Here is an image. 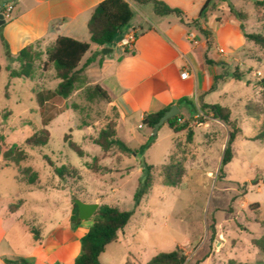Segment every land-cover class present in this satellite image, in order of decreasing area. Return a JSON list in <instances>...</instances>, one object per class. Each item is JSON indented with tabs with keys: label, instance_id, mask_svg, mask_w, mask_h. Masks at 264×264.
<instances>
[{
	"label": "rangeland",
	"instance_id": "obj_1",
	"mask_svg": "<svg viewBox=\"0 0 264 264\" xmlns=\"http://www.w3.org/2000/svg\"><path fill=\"white\" fill-rule=\"evenodd\" d=\"M129 1L138 18L142 4ZM9 2L0 0V13H5L3 6ZM229 4L249 15L242 22L248 33L264 34V22H258L249 0H214L211 10L215 13L208 20L219 17L216 20L220 21ZM226 32H221V39L226 38ZM208 33L203 36L211 42L213 36ZM1 35L0 29V209L26 200L22 222L27 226L34 218L39 223L63 222L70 205L72 212L75 199L85 203L99 199L103 204L133 211L126 235L108 247L102 264H146L153 256L176 248L187 256L185 264L264 263V252L253 244L264 235V138L256 139L264 130V100L259 85L264 78V49L247 40L240 61L230 63L229 72L239 71L242 80L227 83L229 95L217 102L230 109L231 125L202 113V102L198 104L193 98L190 104L182 103L179 113L181 123L191 121L187 130L174 132L164 124L156 136L150 129L148 133L136 127L131 136H125L118 130L119 117L112 103L86 98L85 90L95 85L86 74L69 98L51 97L40 103V96L53 92L60 81L54 67L44 65L43 52L31 79L11 78L5 68L18 70L19 63L6 56ZM215 44L220 46L218 41ZM213 97L217 98L213 95L209 100ZM45 120L49 121L47 126ZM109 125H115L118 137L132 149L149 142L151 135L153 139L144 153L126 158L114 147L104 155L95 141ZM232 125L237 128L231 145L233 156L221 165ZM42 129L50 133L48 144L28 146L27 138ZM71 142L84 151V157L69 147ZM13 147L26 154L18 165L4 156ZM45 157L55 167L77 169L82 180L77 175L60 179ZM95 157L105 170L93 173L88 169ZM142 162L154 166V184L136 206L134 195L142 177ZM172 162L184 169L177 187L162 182L163 167ZM32 172L38 179L30 185L26 177Z\"/></svg>",
	"mask_w": 264,
	"mask_h": 264
},
{
	"label": "crops",
	"instance_id": "obj_2",
	"mask_svg": "<svg viewBox=\"0 0 264 264\" xmlns=\"http://www.w3.org/2000/svg\"><path fill=\"white\" fill-rule=\"evenodd\" d=\"M102 1L11 0L3 6L5 13L9 7H12V11L9 13L10 19L3 13L6 22L1 29L11 55L15 57L31 45L45 54L61 36L89 42L88 23L94 9ZM155 1L179 9L181 14L160 15L156 13L153 2L142 4L139 17L132 18L112 46L92 45L88 53V58L96 56V60L85 74L95 85L108 92L119 117L118 130L125 136H131L135 127L138 130L146 129L149 133L150 130L142 124L143 119L167 107L176 105L182 114V104L178 105L177 102L183 98L190 101L196 98L198 104H220L217 101L229 95L226 84L232 80L230 63L240 61L242 48L247 41L244 31L248 32L245 28L242 30V22L232 16L230 10L220 21L216 20L219 17L208 20L214 11L208 12L206 20L199 18L207 0ZM195 20H198L201 29L211 32V42L192 24ZM132 30L136 32L137 39L133 49H127L123 47L122 40ZM223 30L227 31L224 40L220 38ZM190 33L197 36L198 44L189 40ZM214 47L215 53H212ZM223 47H227V50L221 54L218 48ZM104 48H110L112 52L104 55ZM86 56L81 64L88 59H85ZM184 71L189 74L186 79L181 77ZM213 95L217 98L213 97L210 101ZM19 201L21 204L14 212L9 210V206L0 209V264H6V259L18 256L28 258L33 264H72L81 252V239L90 230L92 220H80L77 228L72 229L70 205V212L63 222L39 223L34 218L27 226L22 222L26 215V200ZM87 203L103 204L99 199ZM32 227L40 230V244L33 242L30 233ZM125 228L119 232L118 240L106 247L105 252L126 235ZM105 252L100 256L101 264Z\"/></svg>",
	"mask_w": 264,
	"mask_h": 264
},
{
	"label": "trees",
	"instance_id": "obj_3",
	"mask_svg": "<svg viewBox=\"0 0 264 264\" xmlns=\"http://www.w3.org/2000/svg\"><path fill=\"white\" fill-rule=\"evenodd\" d=\"M139 4H145L153 2L156 13L160 15L176 14L180 15L179 9L170 8L164 2L152 1V0H133ZM254 4L255 12L258 22H264V0H249ZM214 0H207L200 11L199 18H206L208 12H211ZM228 8L232 16L241 22L248 20L249 15L238 11L233 5L229 4ZM3 13V11H2ZM134 17L133 7L129 0H104L93 11L91 19L88 23V32L90 35L89 42L78 41L69 37H59L55 44L46 51V60L44 65H52L56 72V77L59 79V83L56 89L49 91L45 96H40V103H44L51 97H60L67 99L75 91L78 85L83 83L84 74L86 69L96 60V56H91L83 64L82 61L86 54L91 50L92 45L99 47L112 46L115 41L120 37L123 29L126 28L132 18ZM10 19V17H9ZM194 26L198 25V20L192 22ZM4 27L1 26L0 29ZM244 31V25H241ZM200 32L207 36L209 35L206 29L199 28ZM244 36L247 40L253 42L257 46L264 49V34L246 33ZM1 41L5 49V54L14 62L19 63V69L15 70L11 67L5 69L9 72L11 78H26L31 79L36 68V63L41 60L43 52L39 51L35 46L31 45L22 49L15 57L11 55L10 47L3 35H1ZM209 42V41H208ZM2 66L0 65V72ZM232 79L236 81L242 80V75L239 71L232 74ZM259 85L262 88V96L264 100V78L259 81ZM85 96L89 101L102 100L111 103V98L108 92L100 85L96 84L85 90ZM182 103H191L188 98H183L177 102L178 105ZM170 107H167L157 113L146 116L142 124L148 129L152 130L159 119L168 111ZM202 113L205 115L211 114L214 119L220 120L226 125H231L230 117L231 111L229 108L220 104L208 105L203 104L201 107ZM181 114L174 118L169 119L165 124L169 126L174 132H181L189 128L190 120L181 123ZM48 120H45V126L48 125ZM233 126V125H232ZM233 130L229 133V138L224 149L221 165H225L230 162L233 156L232 142L236 138V126H233ZM188 137L191 139L192 131H189ZM264 138V130L256 137L257 140ZM153 136H150L149 142L143 144L139 149L130 148L125 141L118 137L117 129L115 125H109L106 129L101 130L98 139L95 143L103 150L104 155L109 153L114 147L118 149L122 157H130L133 154L142 153L149 147ZM50 140V133L47 129L34 132L26 140V144L31 147L45 146ZM69 147L77 153L80 157H84V151L76 145L74 142L69 144ZM4 156L7 160L14 161L17 165L26 159L25 152L20 148H10L5 151ZM120 157V159L122 158ZM48 164L53 168L54 173L60 179H64L67 176L77 175L79 180H82V176L75 168L62 165L55 167L54 163L45 157ZM99 158L95 157L92 163L88 164V169L93 173H98L105 170L104 167H100ZM142 177L139 180L138 188L134 195V201L138 206L141 201L149 194L154 184V166L141 163ZM222 169H220L221 171ZM184 169L179 163H169L163 167V184L169 187H177L183 178ZM30 185L35 184L38 179V175L32 172L26 177ZM21 201L13 203L9 206V210L14 212L18 209ZM133 216V211H123L118 207L110 206L108 204H101L96 213L91 218L93 224L88 233L81 239V252L74 259L72 264H101L100 256L105 252L106 247L118 240V234L122 231ZM78 205L74 202L71 213L72 229H76L80 224ZM32 239L34 244H40L42 237L40 230L36 227L30 228ZM253 244L264 252V235L258 239L253 240ZM187 256L182 249L176 248L170 252H161L153 256L146 264H185ZM6 264H33L28 258L18 256L12 259H6ZM62 264V263H55ZM126 264H130L127 262ZM264 264V263H262Z\"/></svg>",
	"mask_w": 264,
	"mask_h": 264
},
{
	"label": "water",
	"instance_id": "obj_4",
	"mask_svg": "<svg viewBox=\"0 0 264 264\" xmlns=\"http://www.w3.org/2000/svg\"><path fill=\"white\" fill-rule=\"evenodd\" d=\"M5 18H4V14L0 13V27L3 26L5 24ZM112 52V49L110 48H104L102 49V53L104 55L108 54ZM180 110L178 108V106L174 105L172 106L168 111L165 112V114L159 119V121L155 124L154 128H153V135L156 136L158 134V131L160 130V128L171 118L176 117L177 115H179ZM74 202L78 205V209H79V219L82 221H86L89 220L93 217V215L96 213V211L99 208V205L94 203V204H90V203H85L82 202L78 199H75Z\"/></svg>",
	"mask_w": 264,
	"mask_h": 264
},
{
	"label": "built area",
	"instance_id": "obj_5",
	"mask_svg": "<svg viewBox=\"0 0 264 264\" xmlns=\"http://www.w3.org/2000/svg\"><path fill=\"white\" fill-rule=\"evenodd\" d=\"M12 11V7H9V9L7 10V13H5V17L8 19L10 16H9V13ZM189 40L192 41L194 44H198V39H197V36L194 34V33H190L189 36H188ZM137 39V34L134 30L132 31H129L127 34L124 35L123 37V40H122V45L123 47L127 48V49H133V45L135 43ZM218 52L223 54L224 53V49L222 48H218ZM181 77L183 79H186L189 77V74L188 72L184 71L182 74H181ZM181 122V120H180ZM141 127V126H140Z\"/></svg>",
	"mask_w": 264,
	"mask_h": 264
}]
</instances>
